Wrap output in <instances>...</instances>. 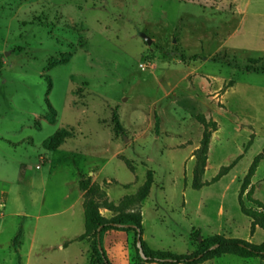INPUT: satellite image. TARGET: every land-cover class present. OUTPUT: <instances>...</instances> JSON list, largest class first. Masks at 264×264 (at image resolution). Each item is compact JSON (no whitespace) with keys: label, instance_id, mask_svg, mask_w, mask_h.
<instances>
[{"label":"rangeland","instance_id":"rangeland-1","mask_svg":"<svg viewBox=\"0 0 264 264\" xmlns=\"http://www.w3.org/2000/svg\"><path fill=\"white\" fill-rule=\"evenodd\" d=\"M66 52L68 63L48 67ZM0 62V264H99L92 235L78 238L81 176L104 191L93 198L108 219L137 207L104 201L119 205L151 173L139 208L152 250L190 254L214 234L264 243L238 204L264 147V0H0ZM199 115L218 126L201 180L231 167L195 189ZM65 125L75 137L46 150ZM251 183L264 203V158ZM101 245L109 264H156L138 255L132 230L104 231ZM198 264L264 259L226 248Z\"/></svg>","mask_w":264,"mask_h":264},{"label":"trees","instance_id":"trees-1","mask_svg":"<svg viewBox=\"0 0 264 264\" xmlns=\"http://www.w3.org/2000/svg\"><path fill=\"white\" fill-rule=\"evenodd\" d=\"M71 54L66 52L62 53L59 58H51L48 61V67H55L57 65L68 63ZM1 64V62H0ZM50 85V82H49ZM231 86V85H229ZM46 119L50 123L56 122V111L47 103ZM112 121L114 123V131L120 130L121 126L117 120L115 113L112 115ZM198 121L202 125V135L199 146L194 152L195 165L193 169L192 187L199 189L204 185L211 184L220 179L221 176L227 173L231 164L228 166H222L218 172L212 177L210 181L201 180V176L204 174L207 159L208 148L211 135L217 130V122L212 118H206L204 115L198 116ZM75 131L72 126L65 125L57 128L50 136H48L43 142L42 146L48 150L53 151L63 145L66 140L74 138ZM264 158V147L252 160L249 165L246 174L243 177L239 194L238 204L240 211L251 219L250 232L255 227H259L264 231V203L259 199L253 197L254 187L251 183V178L254 175L259 162ZM153 177L151 173H148L142 185L132 195L125 196L119 205L114 206L112 203L104 201V207L109 210H125L136 206V210L127 212L126 214L118 217L104 218L99 213V207L97 202L93 198L95 195L104 196V191L96 184L90 183V179L81 176L78 180V188L83 192V216H84V231L78 236L79 239H83L90 234L93 237L92 250L95 258L99 264H109L106 253L101 245V234L107 230H121L129 229L134 232L135 242L136 237L140 235V241L143 253L145 255L146 262H154L156 264H198L207 260L213 256H217L223 249L231 248L241 257H258L264 259V243L259 246H254L249 242L239 238H224L219 234H214L210 237H206L197 242V249L190 254H177L170 251H156L148 248L147 244L142 239V226H141V213L140 203L148 196ZM251 205L246 206L243 200ZM116 224L127 225V227H118ZM99 229V237H97V230ZM23 227L20 224L16 230L15 235L12 238V246L16 253L20 245V239L22 236ZM100 244V249L98 248ZM137 248V247H136ZM138 251V249H137ZM138 255L140 256L139 252ZM141 257V256H140Z\"/></svg>","mask_w":264,"mask_h":264},{"label":"water","instance_id":"water-1","mask_svg":"<svg viewBox=\"0 0 264 264\" xmlns=\"http://www.w3.org/2000/svg\"><path fill=\"white\" fill-rule=\"evenodd\" d=\"M144 39L146 40V42L149 44L151 42V40L146 36V35H143ZM118 227H127V225H121V224H116ZM99 229L97 230V237H99ZM136 247L138 249V252L141 256L142 259H145V255L143 253V250H142V246H141V241H140V235L138 234L137 237H136ZM98 248L100 249V244L98 243Z\"/></svg>","mask_w":264,"mask_h":264},{"label":"crops","instance_id":"crops-1","mask_svg":"<svg viewBox=\"0 0 264 264\" xmlns=\"http://www.w3.org/2000/svg\"><path fill=\"white\" fill-rule=\"evenodd\" d=\"M80 235V234H79Z\"/></svg>","mask_w":264,"mask_h":264}]
</instances>
